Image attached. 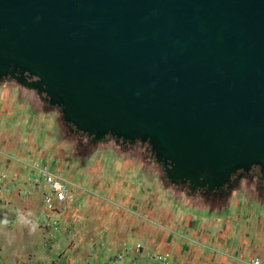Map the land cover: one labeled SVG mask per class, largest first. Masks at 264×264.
Masks as SVG:
<instances>
[{
	"label": "water",
	"instance_id": "water-1",
	"mask_svg": "<svg viewBox=\"0 0 264 264\" xmlns=\"http://www.w3.org/2000/svg\"><path fill=\"white\" fill-rule=\"evenodd\" d=\"M8 78L189 193L264 177V0H0Z\"/></svg>",
	"mask_w": 264,
	"mask_h": 264
},
{
	"label": "crops",
	"instance_id": "crops-1",
	"mask_svg": "<svg viewBox=\"0 0 264 264\" xmlns=\"http://www.w3.org/2000/svg\"><path fill=\"white\" fill-rule=\"evenodd\" d=\"M39 100L33 89L0 86V220L48 224L76 245L89 243L102 264H264V204L235 192L219 211L189 206L135 152L112 146L80 155L62 134L61 112ZM44 165L75 193L58 225L45 215Z\"/></svg>",
	"mask_w": 264,
	"mask_h": 264
},
{
	"label": "rangeland",
	"instance_id": "rangeland-1",
	"mask_svg": "<svg viewBox=\"0 0 264 264\" xmlns=\"http://www.w3.org/2000/svg\"><path fill=\"white\" fill-rule=\"evenodd\" d=\"M5 84L17 85L18 83L10 79L0 80V86ZM23 88L29 89L27 87ZM39 104L42 107L60 111L58 107L50 106L44 99L40 101ZM62 134L69 140H74L75 149L80 155H87L92 150L115 146L119 150L124 151V153H129L131 151L140 155L146 160L150 170L158 171L159 174L163 175L161 166L155 163L150 156V152L147 151V144L142 145L139 142L136 146L124 148L120 144L116 145V141L112 137L95 143H89L87 136L83 139L79 138L72 132L68 125H64ZM163 177L165 185L177 193L180 188L168 182L164 175ZM187 191H189V189H187ZM187 191L182 190V192H180V199L189 206L198 209L207 207L219 211L224 208L227 203L230 204L235 192L246 193L253 199L264 204V190L263 188H259L256 179L248 180L244 178L234 189L229 187L226 193L220 195L217 194V192L214 194L196 192V194L191 195L188 194ZM47 225L48 224H46V226L45 224H32L29 220H23L19 223L7 222L6 220L0 222V264H102L93 256L89 243L88 245H76V243L69 241L64 235H61L59 231L52 227L49 228ZM120 253L122 252H118V254ZM149 258L147 264L153 261L152 257ZM104 262L105 264H111L108 258H105ZM156 264H162V262Z\"/></svg>",
	"mask_w": 264,
	"mask_h": 264
},
{
	"label": "built area",
	"instance_id": "built-area-1",
	"mask_svg": "<svg viewBox=\"0 0 264 264\" xmlns=\"http://www.w3.org/2000/svg\"><path fill=\"white\" fill-rule=\"evenodd\" d=\"M39 171L46 187L43 196L45 215L54 217L51 224L58 225L60 219L55 216L63 210L65 203L75 201L74 190L65 178L50 170L49 167L44 165L39 168ZM35 182L38 183L39 178H36ZM252 264H260V259H253Z\"/></svg>",
	"mask_w": 264,
	"mask_h": 264
},
{
	"label": "flooded vegetation",
	"instance_id": "flooded-vegetation-1",
	"mask_svg": "<svg viewBox=\"0 0 264 264\" xmlns=\"http://www.w3.org/2000/svg\"><path fill=\"white\" fill-rule=\"evenodd\" d=\"M8 79H10V80H14V79H12V78H8ZM8 79H6V80H8ZM67 125V124H66ZM72 132H74L75 134H77L78 132H75V131H73L72 130ZM83 138H85V137H83ZM88 138V137H87ZM113 138V137H112ZM120 145H122V144H120ZM125 146V145H124ZM125 147H129V145L128 146H125ZM244 178H247L248 180H257V182H258V186H259V188H263V190H264V177H261L260 176V171H259V168L258 167H255L249 174H247V175H245L244 176ZM243 178V179H244ZM177 187H179L180 189L179 190H185V191H187V189H189L186 185H176ZM228 191V190H227ZM226 191V192H227ZM188 192V194H196V193H189V191H187ZM225 192V193H226ZM215 193V192H214ZM214 193H212V194H214ZM223 192H217V194H222Z\"/></svg>",
	"mask_w": 264,
	"mask_h": 264
},
{
	"label": "trees",
	"instance_id": "trees-1",
	"mask_svg": "<svg viewBox=\"0 0 264 264\" xmlns=\"http://www.w3.org/2000/svg\"><path fill=\"white\" fill-rule=\"evenodd\" d=\"M16 81V80H15ZM17 82V81H16ZM62 115V114H61ZM79 138H81V139H83V137H85V136H87L86 134H84L83 132H78L77 134H76ZM147 151H149L150 152V156L152 157V155H151V149H150V146L148 145L147 146ZM153 158V157H152ZM154 160V159H153ZM155 161V160H154ZM156 162V161H155ZM157 163V162H156ZM158 164V163H157ZM159 165V164H158ZM198 192H202L203 194H206V193H210V192H208V191H198ZM192 195V194H191Z\"/></svg>",
	"mask_w": 264,
	"mask_h": 264
}]
</instances>
